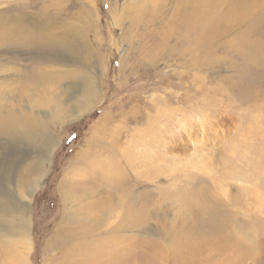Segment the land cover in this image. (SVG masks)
I'll use <instances>...</instances> for the list:
<instances>
[{"label":"rangeland","instance_id":"374dc122","mask_svg":"<svg viewBox=\"0 0 264 264\" xmlns=\"http://www.w3.org/2000/svg\"><path fill=\"white\" fill-rule=\"evenodd\" d=\"M24 104L54 144L0 136V264H264V0H0Z\"/></svg>","mask_w":264,"mask_h":264},{"label":"bare ground","instance_id":"6f19581e","mask_svg":"<svg viewBox=\"0 0 264 264\" xmlns=\"http://www.w3.org/2000/svg\"><path fill=\"white\" fill-rule=\"evenodd\" d=\"M51 59H53L54 62L55 61L57 62L59 60L58 57H52ZM42 74H44V73H42ZM34 76H35V78H34L35 81H33V84L31 85V87L34 90L38 89V91H40L41 81H43L45 79V77H44V75L42 76L39 74H36ZM49 77H51L50 74H49ZM81 79L83 82L80 81L77 86L83 85L82 91H80V89L77 90V92L80 91L79 96L75 97L73 100L74 104L77 105L75 107V109L73 108L75 111L73 110L71 112V115L65 116L66 118L63 119V122L70 120L76 116L78 117L88 107H90V105L94 102L93 98H95L94 97L95 91H94V89L90 90L92 85H93L92 81L90 79H85L83 77ZM30 81H32V79H30ZM73 101H72V105H74ZM61 104H62L61 102H56L53 106L54 110H58L60 108ZM51 112L54 113V111H51ZM36 113L37 112L35 110H33L31 104H26V105L24 104V105L20 106L19 109L9 110L6 114L5 120L3 121V123L0 126V136L6 137L7 140L9 139L10 141L22 140L31 146H34V147L39 146V148L42 149V152L40 153L39 158L42 159L43 157L46 156V154L49 152V150L52 148V146L54 144V140L52 137L50 139V137L48 136L49 135L48 131H47L48 129L46 128L49 124H52V123L50 121L46 123ZM55 116H56V114H55ZM31 146H29V147H31ZM8 166H12V163L9 164ZM4 170H5V173L7 175H9V173L13 172V169H10V168H6ZM37 170H42V169L37 168ZM29 182H31V181H29ZM34 184H35V180L27 185L26 189H28V190H26V191L17 189V191H18L17 194L15 193V191H12L10 198L13 199V201L11 202L13 206L9 209L10 211H12V212L18 211L22 214V212L24 211V206H26V204H27V202H25L24 200L29 199L28 197L31 195V192L33 191V189L35 187ZM8 192H9V190H8ZM0 210H1V208H0ZM12 231H13V233L24 234L25 223L21 220L20 221V227H16ZM23 240L25 243H27V241H28L25 239H23ZM78 249H80V248H78ZM78 251L79 250H77V252ZM123 261H125V260H123ZM123 263H125V262H123Z\"/></svg>","mask_w":264,"mask_h":264}]
</instances>
